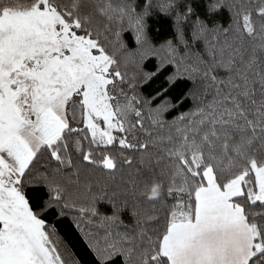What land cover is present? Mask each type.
I'll return each instance as SVG.
<instances>
[{
    "label": "snow or ice",
    "instance_id": "6c2138e0",
    "mask_svg": "<svg viewBox=\"0 0 264 264\" xmlns=\"http://www.w3.org/2000/svg\"><path fill=\"white\" fill-rule=\"evenodd\" d=\"M204 7L0 0V264H264V0Z\"/></svg>",
    "mask_w": 264,
    "mask_h": 264
},
{
    "label": "trees",
    "instance_id": "16d2710c",
    "mask_svg": "<svg viewBox=\"0 0 264 264\" xmlns=\"http://www.w3.org/2000/svg\"><path fill=\"white\" fill-rule=\"evenodd\" d=\"M138 5L143 3V0H137ZM194 7L197 12L202 16L205 14L204 0H194ZM229 19V14L226 8H221L216 13L212 14L209 19V23L220 22L226 23ZM147 31L151 37L153 43H159L164 39L173 36L171 29V18L166 14L153 9L151 14L146 17ZM127 35V34H126ZM152 67V61L145 63V69L149 70ZM155 85H149L145 88L148 91L150 87ZM97 207L100 211L106 214H110L112 211V206L107 201H98ZM124 218H128V210L124 209L121 212ZM54 223H56L54 221ZM59 233L64 238L65 242L69 246V251L80 260L81 264H91V257L88 254L86 245L83 242V238L80 236L79 231L75 228V225L71 223V217H67L65 220H61L57 224Z\"/></svg>",
    "mask_w": 264,
    "mask_h": 264
}]
</instances>
